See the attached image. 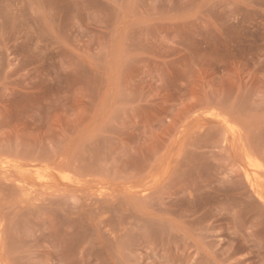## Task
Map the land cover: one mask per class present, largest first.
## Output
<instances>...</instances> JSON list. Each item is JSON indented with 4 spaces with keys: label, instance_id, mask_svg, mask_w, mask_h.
Listing matches in <instances>:
<instances>
[{
    "label": "rangeland",
    "instance_id": "1",
    "mask_svg": "<svg viewBox=\"0 0 264 264\" xmlns=\"http://www.w3.org/2000/svg\"><path fill=\"white\" fill-rule=\"evenodd\" d=\"M0 264H264V0H0Z\"/></svg>",
    "mask_w": 264,
    "mask_h": 264
},
{
    "label": "bare ground",
    "instance_id": "2",
    "mask_svg": "<svg viewBox=\"0 0 264 264\" xmlns=\"http://www.w3.org/2000/svg\"><path fill=\"white\" fill-rule=\"evenodd\" d=\"M227 124H228V122H227ZM230 125V124H229ZM233 128V127H232ZM231 128V129H232ZM234 129V128H233ZM233 131H235V130H233ZM248 159H249V157H248ZM248 164H250V166L254 169V170H259V168H260V164L258 165V163L256 162V160L254 161V160H252V159H249V162H247ZM251 168V169H252ZM261 168H262V166H261ZM249 170H250V168H249ZM248 171V170H247ZM253 173V172H252ZM252 173L250 174V172H247V177L248 178H250V175H252ZM255 173H253V175H254ZM256 175V176H255ZM253 177H255L256 179H257V173L255 174ZM44 177V176H43ZM42 177V178H43ZM44 179H46V178H44ZM253 179V178H252ZM250 180V179H249ZM254 180V179H253ZM253 180H251V181H253ZM259 180V179H258ZM39 181H42V180H39ZM253 182H255V181H253ZM252 182V183H253ZM257 182V181H256ZM255 182V183H256ZM254 184V183H253ZM254 185H257V184H254ZM253 185V186H254ZM257 188V187H256Z\"/></svg>",
    "mask_w": 264,
    "mask_h": 264
}]
</instances>
